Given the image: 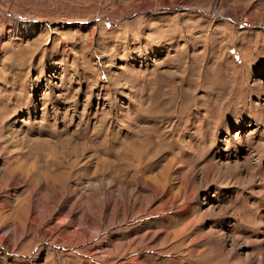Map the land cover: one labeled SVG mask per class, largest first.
I'll use <instances>...</instances> for the list:
<instances>
[{
	"label": "rangeland",
	"instance_id": "374dc122",
	"mask_svg": "<svg viewBox=\"0 0 264 264\" xmlns=\"http://www.w3.org/2000/svg\"><path fill=\"white\" fill-rule=\"evenodd\" d=\"M263 253L264 0H0V264Z\"/></svg>",
	"mask_w": 264,
	"mask_h": 264
},
{
	"label": "bare ground",
	"instance_id": "6f19581e",
	"mask_svg": "<svg viewBox=\"0 0 264 264\" xmlns=\"http://www.w3.org/2000/svg\"><path fill=\"white\" fill-rule=\"evenodd\" d=\"M72 139V138H71ZM136 149V148H135ZM51 150H53V149H51ZM137 150V149H136ZM43 151V150H42ZM137 152V151H136ZM140 152V151H139ZM47 153L49 154H51V151H49V150H47ZM47 155V154H46ZM23 172V171H22ZM24 173V172H23ZM26 176V175H25ZM39 204V202H35L34 203V205H33V211H34V208H35V206H37ZM259 264H264V253L262 254V257H261V259H260V262H259Z\"/></svg>",
	"mask_w": 264,
	"mask_h": 264
}]
</instances>
